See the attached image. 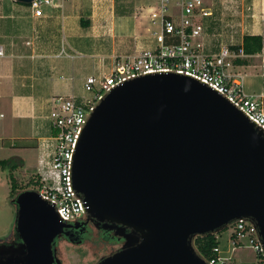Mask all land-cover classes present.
I'll return each instance as SVG.
<instances>
[{"label":"water","instance_id":"obj_1","mask_svg":"<svg viewBox=\"0 0 264 264\" xmlns=\"http://www.w3.org/2000/svg\"><path fill=\"white\" fill-rule=\"evenodd\" d=\"M72 173L88 221L123 241L97 264H208L195 239L239 221L256 226L264 256V131L196 79L144 75L113 89ZM13 202L19 241L0 244V264H61L54 246L70 223L35 190Z\"/></svg>","mask_w":264,"mask_h":264},{"label":"built area","instance_id":"obj_2","mask_svg":"<svg viewBox=\"0 0 264 264\" xmlns=\"http://www.w3.org/2000/svg\"><path fill=\"white\" fill-rule=\"evenodd\" d=\"M65 1L34 0L30 4L32 18L40 22L51 19L49 10L61 7ZM171 1L158 0L157 4L134 16L132 51L115 56L109 71H97L87 76L83 85L85 94L56 96L50 100L49 134L39 144L35 171L39 186L35 191L54 206L64 222L75 223L85 216V201L74 190L72 173L82 132L98 104L113 89L128 81L154 74L175 73L191 77L224 96L264 131L263 96L246 92V74L237 71L235 63L250 55L237 44L206 53L203 42L199 41L203 39L213 11L203 0H180L174 7H171ZM236 46L239 49L233 48ZM3 55L0 51V56ZM231 228L232 251L244 247L247 242L257 255L263 256L256 226L239 221ZM207 263L234 264L231 257L224 256L220 246L214 249V256Z\"/></svg>","mask_w":264,"mask_h":264},{"label":"crops","instance_id":"obj_3","mask_svg":"<svg viewBox=\"0 0 264 264\" xmlns=\"http://www.w3.org/2000/svg\"><path fill=\"white\" fill-rule=\"evenodd\" d=\"M97 1L100 2L80 0L70 5L68 12L64 11V2L50 11L51 19L40 22L31 14L19 16L24 6L15 0H0V51L4 52L0 56V108L5 111L0 113V152L14 155L11 158L18 156L26 171H36L39 155L34 157L31 151H38L41 139L49 134L47 115L51 98L81 96L72 83L80 67L73 61L74 56L68 54L70 49L75 46L89 49L86 57L92 60L94 73L109 71L115 56L132 51L135 24L132 26V19L125 16L115 21L125 41L119 42L111 55L90 54L95 49L94 31L100 21ZM230 1L235 4L234 11L241 13L240 25L246 28L237 45L243 44L246 35L263 38L262 51L243 59L247 63L238 65L237 71L246 74V92L263 96L264 100V0ZM212 18L216 20L211 17L208 21ZM231 18L230 23L238 19ZM82 20L88 21L87 26L82 25ZM76 21L86 30L82 31ZM86 77L80 79L82 86Z\"/></svg>","mask_w":264,"mask_h":264},{"label":"rangeland","instance_id":"obj_4","mask_svg":"<svg viewBox=\"0 0 264 264\" xmlns=\"http://www.w3.org/2000/svg\"><path fill=\"white\" fill-rule=\"evenodd\" d=\"M80 0H66L64 3V11L68 12L69 6L79 2ZM99 23L94 31L95 49L90 54L94 55H111L113 50L118 48L119 42L124 40V35L119 34L118 26H116L117 18L124 19L125 16L132 19V26L135 24V15L149 6L157 4L158 0H99ZM180 0H172L171 7H174ZM206 7H209L213 11V18L208 21L206 32L203 39L199 42H203L206 53L217 52L222 46H228L231 44H239L243 34L246 32V28L240 25L241 13L235 10L230 0H203ZM60 1H58L59 3ZM217 8L216 10H214ZM50 9L49 11H51ZM62 10V9H58ZM52 11H55L52 10ZM125 13V14H124ZM19 16H30V7L23 8ZM52 14V13H51ZM124 14V15H122ZM231 17L238 18L235 23H230L228 19ZM87 21V20H86ZM134 23V24H133ZM41 24V23H40ZM77 26H81L76 21ZM234 25V26H232ZM43 28V24L40 25ZM82 31H85L82 27ZM138 31V29H136ZM43 31V29H42ZM135 32V30H134ZM125 41V40H124ZM219 51V50H218ZM74 56L73 61L76 62L77 66L80 67V73L72 81L76 85V93L83 95L84 90L80 79L87 75L94 74L93 62L86 57L89 54V49L83 46H75L70 49V53ZM250 80L246 82L249 84ZM5 111L0 108V113ZM1 119V118H0ZM31 154L36 157L40 154V151H31ZM14 155L6 152H0V160L11 158ZM18 158V156H16ZM39 157V156H38ZM19 159V158H18ZM21 160V159H20ZM15 177L19 179L23 184L28 183L29 180L34 176V171H26L24 167H19L15 171ZM11 192V180L10 172L0 168V244L10 243L13 236L16 235V213L17 207L10 197ZM85 217V216H84ZM83 217V218H84ZM232 228H228L220 232L219 240L220 247L223 251L224 256L233 259L234 264H256L258 262L257 253L252 250L245 243V246L233 250L231 242ZM96 233V231L94 232ZM97 236V235H95ZM119 243H117L118 245ZM112 246L109 243L99 240L95 237L92 241L86 242L84 245H73L67 242H62L58 246L59 257L62 259L64 264H97L102 258L109 256L119 246Z\"/></svg>","mask_w":264,"mask_h":264},{"label":"trees","instance_id":"obj_5","mask_svg":"<svg viewBox=\"0 0 264 264\" xmlns=\"http://www.w3.org/2000/svg\"><path fill=\"white\" fill-rule=\"evenodd\" d=\"M25 7H30V4L19 3ZM125 14V13H124ZM122 14V15H124ZM88 21L82 20V25L87 26ZM243 49L247 55H255L260 53L263 49V38L261 36H252L246 35L243 39ZM234 49H239L238 46L233 47ZM237 65H244L247 63L246 60L238 59L235 61ZM22 161L17 158H10L5 160H0V168L7 170L10 172V180H11V192L10 197L12 200L23 191L26 190H37L39 186V182L36 181V178L33 176L28 183L23 184L19 181L18 178L15 177V171L22 167ZM219 234H207L204 236H199L195 239L194 245L199 253V255L209 261L214 256V249L220 246ZM256 264H264L263 256L261 254L258 255V263Z\"/></svg>","mask_w":264,"mask_h":264},{"label":"flooded vegetation","instance_id":"obj_6","mask_svg":"<svg viewBox=\"0 0 264 264\" xmlns=\"http://www.w3.org/2000/svg\"><path fill=\"white\" fill-rule=\"evenodd\" d=\"M95 231L96 233H94ZM95 237L99 238L101 241L111 244L112 246H115L117 243H119L121 247L123 244V241L116 239L113 233L103 231L99 229L94 222L88 221L87 216L85 215V217L79 221L70 223V227H68L65 233L56 240V244L54 246V249L56 250V258L60 260L61 264H64L62 259L59 257L58 246L60 243L67 242L80 246L84 245L86 242L92 241ZM18 241L19 238L16 234L13 236V239L10 243H17ZM119 244L117 246H119ZM119 248L115 249L114 252H116Z\"/></svg>","mask_w":264,"mask_h":264}]
</instances>
